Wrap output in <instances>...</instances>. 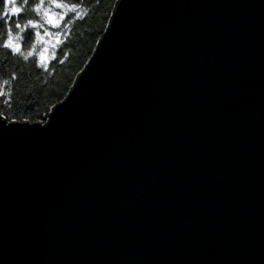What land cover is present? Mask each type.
<instances>
[{
	"label": "water",
	"instance_id": "obj_1",
	"mask_svg": "<svg viewBox=\"0 0 264 264\" xmlns=\"http://www.w3.org/2000/svg\"><path fill=\"white\" fill-rule=\"evenodd\" d=\"M0 264H264V0H117L45 120L0 112Z\"/></svg>",
	"mask_w": 264,
	"mask_h": 264
},
{
	"label": "trees",
	"instance_id": "obj_2",
	"mask_svg": "<svg viewBox=\"0 0 264 264\" xmlns=\"http://www.w3.org/2000/svg\"><path fill=\"white\" fill-rule=\"evenodd\" d=\"M116 1L57 0L68 7L75 5L80 13L77 17L67 8L65 21H60L57 27L47 25L46 18L41 21V17L34 12L21 13L19 22L22 27L27 19H34V22H44L49 33L59 37L53 50L57 58L52 59L51 56L44 59L43 64H47V68L42 66L41 48L36 45V30L31 29L23 34L22 51H32V56L27 61L19 54L13 55L10 49H0V82L8 80L12 85L11 106L2 103L7 97H0L1 114L9 120H45L51 108L66 96L77 74L93 53L108 26ZM36 2L37 0H32L30 5ZM45 6H48V0H45ZM4 7V0H0V12L4 11ZM15 22L16 18H13L11 26L14 36L18 32L14 27ZM6 27L0 21V32H3L5 39ZM38 30L44 34L43 29ZM13 75L15 80L12 79ZM5 91H8L7 86Z\"/></svg>",
	"mask_w": 264,
	"mask_h": 264
},
{
	"label": "snow or ice",
	"instance_id": "obj_3",
	"mask_svg": "<svg viewBox=\"0 0 264 264\" xmlns=\"http://www.w3.org/2000/svg\"><path fill=\"white\" fill-rule=\"evenodd\" d=\"M32 3V0H28V4L30 5ZM6 4V0H4V5ZM13 4L11 2H7V7H12ZM26 10L28 13H31V9L28 8L27 6ZM55 7L56 9H61V8H68L69 12L75 13L77 17L80 16V13L77 11V8L75 5H72L71 7H68L67 4H62L57 2V0H48V7L45 6V0H40L39 4H36V13H41L37 14V16L41 17V21H43L44 18H46L47 25H50L52 27H57V23L54 20V17L57 15L56 12H51L50 8ZM3 15V19H0V21H3L4 24L7 26L6 27V39L4 38L3 32H0V49L7 48L10 49L13 55L19 54L23 55L24 53H29L30 55L26 56L25 59H29L30 56H32V51H22V42H24V36L23 34L28 31V30H36L35 31V36L43 40V36H41L40 31L38 29H43L44 30V35H49L48 29L45 27L44 22H34V19H27L26 24L24 26H21V23L19 22V15L21 14L20 12H7L3 11L0 12ZM13 18H16V22L14 24V27L18 32L15 33V36L13 34V27L11 26V22ZM60 21H65L66 19V13L65 14H60L59 15ZM71 18H69L70 21ZM65 27H67V24H65ZM34 48V46H33ZM40 58H41V63L42 66L47 68V64H43L44 60V53H40ZM56 53H52V59H56ZM62 62V61H61ZM13 80L16 79L15 75L12 77ZM5 86H7L8 91H5ZM11 88L12 85L8 80H4L0 82V97H7L6 99L3 100L4 105L11 106Z\"/></svg>",
	"mask_w": 264,
	"mask_h": 264
},
{
	"label": "rangeland",
	"instance_id": "obj_4",
	"mask_svg": "<svg viewBox=\"0 0 264 264\" xmlns=\"http://www.w3.org/2000/svg\"><path fill=\"white\" fill-rule=\"evenodd\" d=\"M48 7V6H47ZM67 8H61V9H56L55 7H51L50 11L51 12H56L57 15L54 17V20L56 21L57 24L60 23L59 15L60 14H65V11ZM41 36H43V40L36 39V45L38 44L39 47L41 48L40 53H44V59H48L52 56L54 47L57 45V42L59 41V37L57 35H44L43 33H40Z\"/></svg>",
	"mask_w": 264,
	"mask_h": 264
},
{
	"label": "clouds",
	"instance_id": "obj_5",
	"mask_svg": "<svg viewBox=\"0 0 264 264\" xmlns=\"http://www.w3.org/2000/svg\"><path fill=\"white\" fill-rule=\"evenodd\" d=\"M7 2H11L13 4L12 7H7ZM40 3V0H37V2L33 5H29L28 4V0H6V4H5V7H4V11H7V12H20V13H24V14H27V10H26V7L27 6L28 8L31 9V12H34L35 14H42L43 10H41V13H36V4H39ZM3 15L2 13H0V19H3ZM30 55L29 53H24L22 55V58L24 60L27 61V59H25L26 56Z\"/></svg>",
	"mask_w": 264,
	"mask_h": 264
}]
</instances>
